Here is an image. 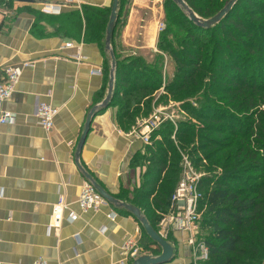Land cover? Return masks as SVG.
<instances>
[{
	"label": "crops",
	"instance_id": "obj_1",
	"mask_svg": "<svg viewBox=\"0 0 264 264\" xmlns=\"http://www.w3.org/2000/svg\"><path fill=\"white\" fill-rule=\"evenodd\" d=\"M113 1L0 0V78L7 65L21 70L16 93L0 108V116L2 111L17 116L14 123H0V264L40 259L48 264H133V257L122 252L128 240L138 244L142 256L151 253L142 250L150 237L128 210L110 203L97 212L81 213L77 207L88 181L77 163L79 143L89 114L109 90L106 31ZM46 4L61 6L60 13L44 12ZM164 16L161 0H119L112 41L117 58L151 60L159 53L158 28ZM69 43L72 48L66 47ZM78 52L81 62L74 58ZM26 63L33 67L25 68ZM170 67L166 58V76ZM95 69L102 74H94ZM42 102L60 109L50 131L35 117ZM111 103L97 110L79 162L109 195L139 208L151 224L162 210L156 206L158 191L148 194L153 183L149 146L133 134L134 127L124 131L119 126ZM60 199L80 218L65 222L58 234L49 233L52 208ZM111 213L117 214L113 220ZM186 237L171 236L175 258L167 264L192 263ZM154 247L153 256L161 255L162 249L157 253Z\"/></svg>",
	"mask_w": 264,
	"mask_h": 264
},
{
	"label": "trees",
	"instance_id": "obj_2",
	"mask_svg": "<svg viewBox=\"0 0 264 264\" xmlns=\"http://www.w3.org/2000/svg\"><path fill=\"white\" fill-rule=\"evenodd\" d=\"M184 1L199 17L210 19L229 0ZM169 7L181 11L172 0H166L167 10ZM179 11L198 36L185 34L187 30L177 32L169 22L160 33L159 53L153 59L132 56L119 60L114 52L116 89L111 104L117 109V122L124 131L131 130L144 118L139 116L143 110L153 111L154 97L162 87L169 101L178 103L189 116L177 128L169 122L163 124L149 146L148 173L153 183L148 194L158 191L155 201L161 214L168 212L181 179L180 151L188 154L199 170L202 163L233 147L235 141L221 140L225 134L236 136L238 156L247 151L245 163L255 160L246 171L251 178L225 173L229 168L225 164L222 175L203 179L201 234L210 248V258L203 264H264V0H239L226 18L210 29L197 27ZM97 14L101 16L102 11ZM165 41L169 43L166 48ZM165 56L173 67L168 79ZM238 111L246 117H240ZM158 136L159 142L155 141ZM207 149L212 152L204 157ZM220 163L218 160L216 166ZM160 219L161 215L151 221L156 231ZM148 240L142 250L151 253L145 255L153 256L154 246L161 253V248Z\"/></svg>",
	"mask_w": 264,
	"mask_h": 264
},
{
	"label": "built area",
	"instance_id": "obj_3",
	"mask_svg": "<svg viewBox=\"0 0 264 264\" xmlns=\"http://www.w3.org/2000/svg\"><path fill=\"white\" fill-rule=\"evenodd\" d=\"M61 6L55 4L44 5V12L49 14H57L61 11ZM159 33L166 30V25L161 23L159 25ZM73 44L66 45L67 48H72ZM78 52L74 57L75 60L81 62L84 57ZM25 68L33 67V64H24ZM94 74H102L101 69H95ZM21 70L15 65H7L3 68V74L0 78V108L8 100H10L16 93L17 86L20 82ZM169 112L170 109H175ZM180 112L182 115H180ZM60 109L48 104L46 102L39 103L35 110V117L38 124L46 131L54 128L57 116ZM16 114L8 111H2L0 116L1 124H10L16 121ZM189 118L178 103L170 102L168 106H160L155 108L154 113L147 119H138L132 132L142 142L148 146L153 144V134L158 131L163 124L171 123L176 128L178 122L185 121ZM173 140L179 149L176 136ZM180 150V149H179ZM182 156L181 179L176 186L170 200V207L168 212L161 214L158 230L156 231L160 237L169 241L174 234H185L186 243L189 245L192 255L191 264H203L210 258V248L202 239L201 222L204 212L203 202L205 195L200 187L206 174L201 173L195 167L192 159L188 154L180 151ZM4 192L0 188V198ZM109 202L103 198L93 184L89 181L85 182L79 199L77 207L81 213H88L90 211H99L102 207L107 206ZM116 213H111L109 217L113 220L116 218ZM80 214L75 211L70 204H67L64 199H60L52 208V221L48 227L49 233L58 234L65 222L75 223L79 220ZM122 252L133 257L134 261L142 256L141 248L132 240H128L122 246ZM33 264H48L45 260L40 259Z\"/></svg>",
	"mask_w": 264,
	"mask_h": 264
},
{
	"label": "water",
	"instance_id": "obj_4",
	"mask_svg": "<svg viewBox=\"0 0 264 264\" xmlns=\"http://www.w3.org/2000/svg\"><path fill=\"white\" fill-rule=\"evenodd\" d=\"M177 6H179L182 10L185 11L187 18L193 22L197 27L210 29L218 25L226 16L233 10L234 6L238 3L239 0H229L228 3L224 6L222 10H220L215 16L210 19H203L199 17L184 0H172ZM118 9H119V0H114L112 5L111 17L107 26L106 31V49L111 55V71H110V81H109V90L107 97L102 102V104L98 108H94L88 116L87 124L83 135L81 137L79 148L77 152L78 158V166L79 169L83 172L84 176L87 178L89 182L93 184L98 193L105 198L110 204L116 206L117 208H124L131 212L134 217L142 224L144 230L148 234V236L152 239V241L158 245L162 249V254L159 256H150L143 255L137 258L133 264H167L172 262L175 258V248L169 242L164 240L162 237L158 235L156 230L151 226L143 212L134 205L125 203L123 201L117 200L111 195H109L95 180L94 178L86 172L82 166L80 165L79 159L82 152V148L90 131V126L93 118L96 115L98 109L101 108H109L110 103L114 99L115 89H116V69L117 62L115 58V54L112 48V41L114 38V32L118 23Z\"/></svg>",
	"mask_w": 264,
	"mask_h": 264
},
{
	"label": "rangeland",
	"instance_id": "obj_5",
	"mask_svg": "<svg viewBox=\"0 0 264 264\" xmlns=\"http://www.w3.org/2000/svg\"><path fill=\"white\" fill-rule=\"evenodd\" d=\"M161 1L165 5V16H164V20L163 21H164V24L166 25V28H167V26H168V24L170 22L171 25L174 27V29H176L177 32H181L183 30L184 31L187 30L185 34L189 33V34H194V35L198 36L196 33H194L191 29H189L187 27V25L185 24L184 20L181 18L180 13H178V11H179L178 9L175 10L173 7H169L168 10H167V8H166V0H161ZM227 3L228 2H226V4ZM197 4H201V2L198 1ZM203 6H204V4H203ZM177 8H179L183 12V14L185 15V17H187L184 10H182L179 6H177ZM202 8L203 9H206V5L204 7H202ZM181 11H179V12H181ZM166 45H169V43L167 41H165L164 48H166ZM175 48H179V44H176L175 45ZM152 59H153V57H152ZM108 65H109V63H108ZM165 67H166V56H165V66H164V70H165ZM168 72L166 73V74H168L166 76L167 79H168V77L171 78V74L173 72V67H172V69L170 67V71H168ZM219 96H222V95L220 94ZM168 97H169L168 94H165L164 88L162 87L160 93L158 95H156V97H154L155 98V101H154V104H152L153 111L152 112H148L147 109L146 110H143L141 112V114L139 115L140 117L144 116V118H141V119H146V118L148 119L154 113V110L157 107H160L162 105H164V106L170 105V102L171 101H169L170 98H168ZM173 103H175V102L173 101ZM219 104H221L222 107L227 108V107H225V105L223 103H219ZM228 106L230 107V105H228ZM173 110H178V109L177 108L170 109L169 112H172ZM238 114L242 118H245L246 117L244 115V112L243 111H241V112L238 111ZM180 115H182L181 112H180ZM146 116H148V117H146ZM136 123H137V121H136ZM225 139H229V141L226 140L227 142H230L232 140L235 141V144L233 145V147L232 148H229V149H224L223 151L219 152L217 155H214L213 159H211V162L209 161L208 163H205V162L202 163V165H201L202 167L198 171L201 172V173L206 174V176H212V177L217 178L218 176H220V175L223 174V172H224L223 166L225 164H227L229 166V168H228V171L225 172V173L231 174V175L232 174H240V175L245 176L246 179H250L251 176L248 175V173H246V171H249V169L252 166V163L255 160H248V162L245 163V161H246L245 158L247 156V153H246L247 151H245L243 154H241V155L238 156V154L236 152V148H238L239 140H236V136L230 138V135L229 134H225L222 137L221 140H225ZM211 152H212V150L210 151V150L207 149L205 152L202 153V155L205 157V155H207V154H209ZM218 160H220V162H221L220 165H218L221 168L216 166ZM204 217H205V215H204ZM252 235H253L252 238L254 240H257V238L255 237V235L254 234H252ZM143 243H145V242L143 241Z\"/></svg>",
	"mask_w": 264,
	"mask_h": 264
}]
</instances>
